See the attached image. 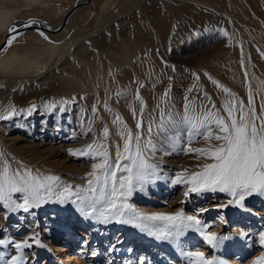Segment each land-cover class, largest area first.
Returning <instances> with one entry per match:
<instances>
[{
	"label": "rangeland",
	"instance_id": "obj_1",
	"mask_svg": "<svg viewBox=\"0 0 264 264\" xmlns=\"http://www.w3.org/2000/svg\"><path fill=\"white\" fill-rule=\"evenodd\" d=\"M43 1L49 8H54L51 5L56 3L55 5L60 6L64 11V8L67 9L74 0ZM102 1L88 0L78 5L76 8L77 28L75 29L79 28L81 31L85 30L87 32L86 38L80 40L81 43L92 39L97 41L99 37L103 40L110 39L109 42L104 43L103 50H101L104 51L103 58L106 60L122 61L124 59L127 54V45L134 40L135 30L140 22L139 18L146 19V15L149 16L151 26L156 21L160 24L154 39L158 41V33H160L163 40L167 39L169 34L168 23L158 11H162L160 7L162 9L161 4L163 2L168 4V8L171 7L173 5L172 0H161V4L160 0H147V2L145 0H132V2L122 0L123 7L120 8L118 13H115L117 17L115 21L111 18V20L108 19V22L106 20V26L99 30L98 14L101 11L100 4ZM166 1L170 2L171 5ZM144 2L146 3L144 11L146 12L139 16L137 14L138 4L141 6ZM148 2L151 4H147ZM209 2L215 3L214 0H209ZM256 14L262 17L260 10ZM25 17L31 20L34 15L28 8L19 7L9 25L5 29L0 30V40L4 32L9 30L12 24L24 21ZM61 17L62 14L60 13H52L49 22L58 23ZM120 20L122 22L118 25ZM201 29L203 31H200V36L193 38L191 43L185 48L177 49L176 53L172 50L167 52L165 60L170 62L171 58H176L179 59L178 63L180 64L177 65L173 62V69L168 74L169 80L166 81L163 78L160 83L156 84L153 88L152 96L162 89V85L165 82L169 83L170 88L174 87L177 92L184 94L189 88L191 73H196L203 68V66H198V63L201 59L207 57L209 46L212 44L220 46L222 38L217 33L213 34V30H217V27L212 28L213 30L210 31L205 27ZM67 30L74 32L73 29ZM71 34L66 30L61 32L41 31V33H38L30 28H24L15 36L13 42L17 43L19 49L23 47H41L48 42H61L68 39ZM43 35H46L49 40ZM142 54L146 56L143 52ZM69 55L70 53H64L62 60L65 57L67 59L71 57ZM100 57L102 59V52L94 54V59H100ZM79 61L75 60L74 63ZM74 63H71L72 67L68 64L64 65L65 70L61 69L62 66L54 68L53 70H57L58 73L54 71L52 73L54 76L51 74L52 77L49 79H52L49 83H46L47 85L38 83L39 81L35 78L28 76L23 78L24 76L16 75L12 72L1 76L5 81L0 83V90L9 88V90L13 89L16 92H24L21 89H30L28 91L30 92L29 94L33 93L35 95L34 98L39 99V103L42 101L45 104L44 101L48 93L55 94L54 98L52 97L49 100L52 103L56 102V108L59 107L65 97L67 98L66 100L74 98L71 100L73 106L70 109L60 111L58 118H55V114L46 117L45 112L41 111L39 107L30 115L27 111L23 112L24 114L21 113V109H28L29 104H26L28 101L31 104L36 103L30 102L31 98H28L29 95L19 94L12 100L0 94V114H6L5 109L10 110L13 105L19 113L9 120H0V153L4 154L3 159H7L12 168L20 167L22 162L23 165L41 174L59 176L61 183L84 186L87 184L86 173L92 170L91 166L96 161L88 156L81 155L79 152L72 154L69 150L83 149L89 144H95L97 147L102 144L107 146L112 157L113 149L111 144H115L113 148H117V145H119L122 151L124 139L120 133L122 130H131V126L126 123L125 118L116 109L117 107L105 104L107 107L104 105V107L97 108L93 105L94 99L92 97L87 98L85 108L80 106L77 97L85 94L90 96L88 93L95 94V90L91 91L88 88L82 91L80 90L82 88L80 85L69 84L73 82L71 75L73 71H76L75 67H77V63ZM111 65L124 67L126 61L124 63L112 62ZM111 65L106 64L103 72L104 79L103 76H99L100 80L96 82L95 79H92V83L102 86L101 91L98 92L100 95L111 94L116 96L118 104H124L128 100L129 91L127 89L131 87V92L135 87L132 85L128 86L129 84L127 85L125 82H122L117 88L114 87L116 82L112 81L114 68ZM51 67L50 69L48 67V69H44V72L51 70ZM207 67L211 66L207 65ZM93 72L96 73V71ZM68 75L71 77H68ZM26 79L28 80L23 82L22 86L13 82ZM108 81H112L110 86ZM24 97L26 100L23 99ZM94 106L95 112L93 111ZM104 108L110 111L115 110L111 113V116L115 118L114 121H116L118 116L120 121H105L102 124ZM87 117V122H83L86 121ZM89 119L92 120V123H89ZM85 124H87V129L82 127ZM105 127L108 129L107 137L104 135ZM131 132L133 133V130ZM208 145L203 137L194 139L190 145L187 140L176 143L172 141L163 145V150L156 151L155 155H158L164 162L161 161L157 164L154 157H151V160H154V163L159 167V174L164 175L165 183L158 184L159 188L157 191H154L151 185H147L146 192L148 194L146 193V195L143 191H134L128 203L132 204L139 212L148 214L157 212L170 213L183 209L186 215H196L200 209H207V211L199 215V218L208 225L207 231L225 236L238 235L241 232H245L248 233V236L243 237V242L241 240L240 243L225 242L224 248H212L206 244L203 237L198 233L189 231L182 238L181 248L184 251H202L207 258H215V264H254V262L264 257V244H261L259 237V233L264 231V195L254 193L246 197L243 201V207L228 205L220 208L221 204H227L232 199L227 193L219 191L215 193H193L188 198H185L186 185L170 184V178H174L176 173L184 172L185 170H187L186 174L197 172L201 170L203 164L212 162L195 151H185L189 147L197 149ZM99 150L102 151L103 149ZM93 155H95V151H93ZM0 166H2V160H0ZM68 216H70V221L72 226H74L69 229L74 231V235L70 238L71 242L66 243L64 242L63 232H61L64 229L61 230L59 224L62 220H66ZM95 221L97 226L103 225L94 217L82 215L77 211V206L71 202L65 204L47 203L40 208L32 209L28 213L23 211L10 213L6 206L0 204V230H2L0 231V238H10L16 242H21L30 236L38 235L39 240L44 245V247H39L33 244V247L23 250L28 264H190L187 260H182L176 250L171 249V241L159 240L155 236L150 235L147 230L131 224L116 222L104 223L108 225H103L100 228L95 226L94 228L93 222ZM122 227L130 231V233H123ZM92 228L95 231L91 233L90 230ZM141 234L144 235L143 238H140L143 240L142 242L138 239ZM187 238H190V240ZM83 240H85L84 243H82ZM58 246L65 248L58 249ZM0 251L5 253V259L17 255V251L11 245L0 247ZM37 252L38 254H36Z\"/></svg>",
	"mask_w": 264,
	"mask_h": 264
},
{
	"label": "bare ground",
	"instance_id": "obj_2",
	"mask_svg": "<svg viewBox=\"0 0 264 264\" xmlns=\"http://www.w3.org/2000/svg\"><path fill=\"white\" fill-rule=\"evenodd\" d=\"M125 1L132 2V0ZM145 1L147 2V0ZM214 1L215 3L209 2V0H172L171 2L173 5L166 1L171 5V7L168 8V4L165 2L161 4L160 0L159 2L162 6L160 10L163 12H158L161 13L168 23L169 34L167 39L163 40L160 33H158V41L154 39V35L157 33L160 26L158 21L155 20V26L153 25V27L149 22L148 15H146V19L139 18L140 22L135 30L134 40L131 44L127 45V54L122 61L113 59L106 60L103 58L104 51L101 50H103L104 43L109 42L110 39L103 40L99 37L97 41L92 39L90 41H85V43H81L80 40L86 38L87 32H85V30L81 31L79 28L75 29L77 28V10H73L68 15L63 29L59 32L66 30L71 34L72 31L70 32L67 29H73L74 32L68 39L61 42H48L41 47H23L19 49L16 42H13L10 46L7 44L9 35L4 46L0 50V83L5 81L1 76L12 72L16 75L24 76L23 78H27V76L35 78L39 81L38 83L47 85L46 83H49L52 79L49 78L52 77V73L55 71L53 70L54 68L62 66L61 69L65 70L64 65L68 64L72 67V62L74 63L75 60H80L78 63H74H77V67H75L76 71L72 72V77L68 75V77H71L73 80V82L69 84L80 85L82 87L80 90L82 91L88 88H90L91 91H93V89L95 90V94L91 92L88 93L90 96L85 94L84 96L77 97L80 106L85 108L87 105V98L92 97L94 99L93 105L97 108L104 107L105 104L117 107L116 109L120 112L121 116L125 118L126 123L131 126L130 129L133 130V135L138 131L136 128L138 120H142V128L139 131L142 133V137L146 139L148 135V125L152 124L155 128V124L159 122L162 110L165 112L170 110L173 114H182L186 102L189 104L190 109H195L197 113H207L210 111L213 114L218 113L225 118H227V113L225 112L226 103L231 102L235 105L236 111L234 115L239 118L238 109L242 102L245 110H248L250 107L254 108L255 116L258 118L256 123L257 126H259L261 121L264 120V0ZM122 4V0H103L101 2V11L98 14L99 30H101L103 26H106V20L107 22L111 19L115 21L117 18L115 13H118L120 8L123 7ZM145 4V2L141 4V6L138 4L137 14L139 16L142 13L145 14ZM147 4L150 5L151 3L148 2ZM19 7L28 8L34 15L31 20H35L42 25L52 28L58 24L49 22V18L52 17L55 8L47 7L43 0H0V30L5 29L9 25ZM65 10L64 8V11ZM258 10H260L262 17L256 14ZM64 11L61 8L59 13L63 14ZM28 20L30 21V19ZM121 22L120 20L118 25H120ZM21 26L22 24L20 22L18 24H12L10 28L15 27V29L18 30ZM202 27H205L209 31L213 30L212 28L214 27L218 28L217 30H213V34L215 35V33H217V35H220V38H222L220 46H215L213 44L209 46L208 52L206 51L208 53L206 55L207 57L201 59L198 63V66H203V68L196 73H191L190 85L184 94L177 92L174 87L170 88L169 83L165 82L162 85V89L152 96L153 88L156 84L160 83L163 78L166 81L169 80L168 74L173 69V62L177 65L180 64L178 63L179 59L176 58H171L170 62L165 60L167 52L172 50L176 53L177 49L185 48L191 43L193 38L200 36V31H203V29H201ZM225 32L227 35L223 34ZM98 52H102V59L101 57L100 59H94V54ZM142 52L146 54V56H143ZM64 53H70L69 56L71 57H68V59L65 57V59L62 60ZM125 61L126 65L124 67L121 65H111L112 62L124 63ZM241 61H243V63H241ZM106 64L114 68L112 76V81L116 82L114 87L117 88L122 82H125L127 85L129 84L128 86L132 85L135 87L131 92V87L127 89L129 91L127 95L128 100L124 104H118L115 98L116 96H112L111 94L100 95L98 92L101 91L100 89L102 86H97L92 83V79L98 82L100 80L99 76H103ZM207 65L211 67H207ZM47 67L49 69L51 67V70L44 72V69L46 70ZM93 71H96L98 75ZM56 72L57 70L55 73ZM27 80L28 79L17 80L13 82L19 85L21 84L22 86V84H24L23 82ZM112 81H108L109 86ZM225 88L229 91L225 92ZM21 90H24V92H16L13 89L9 90V88H4V90H0V94L12 100L19 94L29 95L28 98H31L30 102H36L33 104L37 105L41 111L45 112L46 117L55 114V118H58L61 113L60 111H62L61 109L67 110L73 106L71 100H73L74 97L68 99L69 103L67 104L60 103L59 107L53 110H47L44 108L42 101L39 103V99L34 98L35 95L33 93L29 94L30 92L28 91L30 89ZM166 92L167 96H165ZM137 93L141 99H137ZM250 94L252 96L251 106L249 105ZM54 95V93H48L44 103H52L49 99L52 97L54 98ZM28 98L27 100H29ZM23 99H25V97ZM66 99L65 97L62 101ZM141 100L143 103H141ZM26 104H29L28 108L32 105L29 101ZM141 108H143L142 113ZM114 111L115 110L110 111L104 108L102 113L104 120L102 124H104L105 121L113 122L115 120V118L111 116V113ZM87 120L88 117L86 121L83 122L86 123ZM89 123H92V120L89 119ZM82 127L83 129H87V124ZM170 135L174 136L175 134L171 133ZM153 139H156V137L154 136ZM183 140H187L186 132L180 133L179 141ZM204 140L206 144H217V141H213L214 139ZM172 141L173 140H169L166 143L157 141V147H162ZM111 145L113 149L112 158L114 159L117 148H113L115 144L112 143ZM146 155H148V153H146ZM151 157L155 158L157 164L161 161L164 162L158 155ZM151 162L154 163V160H151ZM161 176L164 177V175ZM164 183L165 178L157 180L156 183L150 185L154 191H157L159 188L158 184ZM143 192L146 195V187ZM93 224L94 228L95 226L97 228L99 227L96 225V221L93 222ZM103 225L108 224L103 223ZM59 226L61 230L64 229L61 231L64 235V242H71L70 238L74 235V231L69 228H73L74 226H72L70 216H68L66 220H62ZM94 228L90 230L91 233L95 231ZM122 231L125 234L130 233V231L126 230L124 227H122ZM143 237V234L139 235V241L142 242L143 240L140 238ZM229 237L230 239L225 242L228 243L233 241L235 243H240V240L242 241V239H244L240 234H231ZM188 240H190V238ZM84 241L85 240H83L82 243H84ZM220 247L224 248L225 245L223 244ZM57 248L64 249L65 247L58 246ZM171 249L176 250L182 260L190 262L189 258L184 256L180 248H177L173 242H171ZM36 254H38V252Z\"/></svg>",
	"mask_w": 264,
	"mask_h": 264
},
{
	"label": "snow or ice",
	"instance_id": "obj_3",
	"mask_svg": "<svg viewBox=\"0 0 264 264\" xmlns=\"http://www.w3.org/2000/svg\"><path fill=\"white\" fill-rule=\"evenodd\" d=\"M36 23L38 22L30 20L24 26L28 27ZM9 32L7 44L10 46L19 33L16 32L15 27L10 28ZM223 34L227 35L226 32ZM224 91L229 90L225 88ZM137 99H141L138 93ZM61 103L67 104L69 101L63 100ZM249 105H252L251 94ZM56 106L55 103L44 104L47 110H53ZM36 110L37 105L32 104L27 110L21 109L20 112L27 111L30 115ZM93 111H96L95 106ZM235 111V105L229 102L225 105L227 118L210 111L197 113L195 109H190L186 102L182 114L162 110L155 128L152 124L148 125L146 139L139 131L142 128V120H138L136 124L138 131L135 135L131 130H122L120 135L124 139L123 150L121 151L117 145L114 159L110 156L107 146L102 144L98 147L89 144L83 149L69 150L72 154L79 152L96 161L91 166L92 170L86 173L87 184L84 186L61 183L59 176L41 174L23 165L22 162L20 167L12 168L8 160L3 159L4 154L0 153L2 160L0 204L6 206L10 213L19 211L28 213L47 203L71 202L77 206V211L82 215L94 217L101 223L131 224L147 230L159 240L173 242L177 248H180L182 254L189 258L190 264H215V258H207L202 251H184L181 248L182 238L189 231L198 233L212 248H219L230 239L229 236L206 230L208 225L199 218V215L207 209H200L196 215H186L183 209L170 213L148 214L136 210L128 200L134 191H143L147 185L164 179L159 175V167L151 162V156H154L156 151L163 150L162 147H157V141L178 142L182 132H186L189 145L200 137L218 142L206 147L197 149L189 147L185 150L195 151L212 161L203 164L200 171L186 174L187 170H185L176 173L171 179L172 185L187 186L184 192L185 198L193 193L217 191L227 193L232 199L227 204L219 206L224 208L228 205L243 207L244 199L254 193L264 195V120L257 126L258 118L255 116L254 108L245 110L242 102L238 109L239 118L234 115ZM5 112L6 114H0V120H9L19 114L14 105L10 110L5 109ZM142 112L143 108H141ZM119 121L120 118L117 116L114 122ZM171 133L175 135H170ZM104 135L106 137L108 135L107 127L104 128ZM154 136L156 139H153ZM101 148L102 151L99 150ZM240 235L247 237L248 233L241 232ZM259 237L261 244H264V231L259 233ZM33 244L44 247L38 235L30 236L21 242L0 238V247L11 245L17 251V255L8 259H5V253L0 251V264H28L23 250L33 247ZM254 264H264V257Z\"/></svg>",
	"mask_w": 264,
	"mask_h": 264
},
{
	"label": "water",
	"instance_id": "obj_4",
	"mask_svg": "<svg viewBox=\"0 0 264 264\" xmlns=\"http://www.w3.org/2000/svg\"><path fill=\"white\" fill-rule=\"evenodd\" d=\"M88 0H74L73 3L67 7V9L63 12L62 14V17L60 19V21L58 22V24L55 26V27H49V26H46V25H42L40 23H36L35 25H31V26H28V27H25L24 25H27L28 24V17H25L21 22L22 26L16 30L17 33H19L22 29L24 28H30V29H33L35 31H37L38 33H41V31H46V32H58L60 30L63 29V26L66 22V19L68 17V15L73 11V10H76V8L78 7L79 4H82V3H85L87 2ZM10 35V32L9 30H6L3 34V37L2 39L0 40V50L1 48L4 46L8 36ZM44 37H47L46 35H43ZM48 39V37L46 38Z\"/></svg>",
	"mask_w": 264,
	"mask_h": 264
},
{
	"label": "crops",
	"instance_id": "obj_5",
	"mask_svg": "<svg viewBox=\"0 0 264 264\" xmlns=\"http://www.w3.org/2000/svg\"><path fill=\"white\" fill-rule=\"evenodd\" d=\"M56 4V3H55ZM52 4L51 7L55 8V11L53 12L54 14L59 13V11H61V7L58 5Z\"/></svg>",
	"mask_w": 264,
	"mask_h": 264
}]
</instances>
